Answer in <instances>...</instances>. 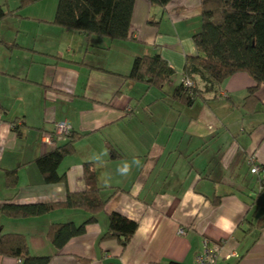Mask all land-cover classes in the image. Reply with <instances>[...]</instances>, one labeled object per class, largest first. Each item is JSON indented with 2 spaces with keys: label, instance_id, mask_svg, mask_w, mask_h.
Here are the masks:
<instances>
[{
  "label": "crops",
  "instance_id": "1",
  "mask_svg": "<svg viewBox=\"0 0 264 264\" xmlns=\"http://www.w3.org/2000/svg\"><path fill=\"white\" fill-rule=\"evenodd\" d=\"M42 1L16 9L20 0H9L16 10L0 20V202L61 205L39 216H1L0 232L24 235L30 255L51 256L47 264H194L203 239L219 250L215 264H264V83L253 111L243 106L253 84L245 72L226 78L216 98L185 104L173 97L186 56L196 53L199 1L162 8L136 0L131 39L124 40L58 26L55 4L46 11L36 7ZM25 23L34 31L20 29ZM155 53L174 70L168 82L147 87L124 79L135 56ZM60 121L83 137L58 167L63 181L50 184L34 159L65 141L42 140ZM134 158L140 166L119 175L117 167ZM250 158L259 173L250 172ZM84 162L93 163L105 203L58 249L50 225H80L90 216L62 205L67 191L87 188ZM10 170L14 187L6 182ZM112 212L138 224L125 245L101 239ZM0 264L21 262L0 255Z\"/></svg>",
  "mask_w": 264,
  "mask_h": 264
},
{
  "label": "trees",
  "instance_id": "2",
  "mask_svg": "<svg viewBox=\"0 0 264 264\" xmlns=\"http://www.w3.org/2000/svg\"><path fill=\"white\" fill-rule=\"evenodd\" d=\"M9 0H2L0 20L13 15L16 9L35 0H20L19 6L8 8ZM136 0H58L53 22L86 35H98L112 40L131 39V19ZM150 6L164 8L171 0H146ZM200 26L192 36L196 53L186 56L183 76L191 81L175 86L173 97L185 104L199 98L204 101L218 97L217 91L226 78L236 72H245L253 80L244 98L243 106L253 111L250 103L257 101L256 91L264 83V0H198ZM148 23L151 21L148 20ZM173 68L158 53L135 56L124 79L141 81L147 87H162L173 75ZM253 103V102H252ZM3 108L0 107V115ZM18 136L19 127L12 122ZM53 140L57 135L52 132ZM65 141L39 155L34 162L45 183H59L64 174L58 172L62 160L74 153L75 142L83 134L70 130ZM113 156L119 154L111 148ZM87 188L80 192H66L62 205L82 208L90 216L80 225L73 222L53 223L48 237L56 248L73 236L84 232L85 224L95 220L94 214L102 209L99 188L94 185L96 171L92 162L82 163ZM8 186H16L15 170L6 171ZM57 202L14 203L0 202V217L25 218L45 214L59 206ZM137 222L119 213L109 215L108 230L101 239H116L125 245L137 228ZM0 255L17 258L21 264H47L51 256H32L24 235L0 232ZM168 264H176L169 262Z\"/></svg>",
  "mask_w": 264,
  "mask_h": 264
},
{
  "label": "built area",
  "instance_id": "3",
  "mask_svg": "<svg viewBox=\"0 0 264 264\" xmlns=\"http://www.w3.org/2000/svg\"><path fill=\"white\" fill-rule=\"evenodd\" d=\"M180 82H182L185 86H190L192 84L191 81L184 76H182ZM69 131H70V127L65 121H60L55 124V133L57 135L63 136L67 134ZM42 140L44 142L51 143L53 141V137L49 133H44L42 135ZM248 161L250 164H252L250 167V172L254 174L259 173L260 166L253 163L252 158H250ZM178 233L183 234L184 228H179ZM218 256H219L218 248L216 246L209 245L208 241L206 239H203L201 251L196 254L194 264H215Z\"/></svg>",
  "mask_w": 264,
  "mask_h": 264
},
{
  "label": "rangeland",
  "instance_id": "4",
  "mask_svg": "<svg viewBox=\"0 0 264 264\" xmlns=\"http://www.w3.org/2000/svg\"><path fill=\"white\" fill-rule=\"evenodd\" d=\"M57 1L58 0H44V1H42L43 3H38V5H36V7L38 6V7H40V9H42V8H44V7H42L43 6V4L46 6L45 7V10L46 11H49L50 10V8L52 7V5L54 6V4H55V7H56V5H57ZM17 2H18V0H11V4L12 5H14V6H16V4H17ZM26 11L27 10H22L21 11V13L23 14H25L26 13ZM8 20H11V19H8ZM24 21H26V20H28V19H23ZM9 22H13L12 24H14V21H9ZM28 23H25V24H22L21 25V28L20 29H22L23 30V27H26V29H28V30H30V31H34V26L33 25H27ZM16 27V26H15ZM49 148H51V147H49Z\"/></svg>",
  "mask_w": 264,
  "mask_h": 264
},
{
  "label": "clouds",
  "instance_id": "5",
  "mask_svg": "<svg viewBox=\"0 0 264 264\" xmlns=\"http://www.w3.org/2000/svg\"><path fill=\"white\" fill-rule=\"evenodd\" d=\"M98 158V157H97ZM140 161L138 159H133L131 163L129 162H124L121 166H118L116 171L119 175L121 176H127L130 172H131V169L133 167V165H135L136 167H139L140 166ZM108 180L105 181V184L107 185L108 184Z\"/></svg>",
  "mask_w": 264,
  "mask_h": 264
}]
</instances>
